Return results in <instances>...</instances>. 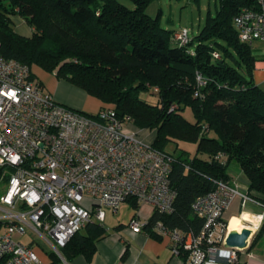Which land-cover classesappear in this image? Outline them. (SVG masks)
<instances>
[{
    "label": "trees",
    "instance_id": "16d2710c",
    "mask_svg": "<svg viewBox=\"0 0 264 264\" xmlns=\"http://www.w3.org/2000/svg\"><path fill=\"white\" fill-rule=\"evenodd\" d=\"M121 1L0 0V58L51 73L98 100L102 109L113 108L118 118L155 132L151 146L172 158L176 196L172 213L154 211L147 221L143 230L149 236L158 237L152 231L157 222L198 235L204 221L192 204L212 192L215 181L231 183L232 162L246 179L247 195L264 206V90L253 79L252 48L240 42L233 24L242 9L257 10L258 1L217 0L183 47L173 41L175 31L162 26L160 10L155 17L147 14L155 0H126L131 7ZM14 15L32 29L31 37L15 32ZM196 73L206 81L199 89ZM186 109L192 122L183 116ZM184 146H194V153ZM7 173L0 168V179L7 181ZM127 202L139 206L135 199ZM263 228L264 215L256 237ZM105 233L99 224L85 225L60 250L62 258L90 260ZM49 257V264L60 263L54 253Z\"/></svg>",
    "mask_w": 264,
    "mask_h": 264
},
{
    "label": "built area",
    "instance_id": "2783aa9c",
    "mask_svg": "<svg viewBox=\"0 0 264 264\" xmlns=\"http://www.w3.org/2000/svg\"><path fill=\"white\" fill-rule=\"evenodd\" d=\"M257 1V10L244 8L233 19L240 42L248 46L264 42V0ZM172 38L179 47L191 41L186 28ZM212 56L219 58L217 52ZM195 77L197 89L205 86L199 73ZM194 96H200L198 91ZM95 116L56 103L27 65L0 58V168L9 170L0 195V264H44L34 251L35 240L65 263L60 250L70 239L87 224L103 226L106 211L116 215L130 198L162 214L173 212L172 158L143 137L150 131L138 130L128 117L118 118L113 108ZM216 159L222 161L223 155ZM214 183L212 192L192 204L204 221L198 235L161 222L152 228L168 238L172 256L184 264L239 262L246 248L225 246V214L234 200H240L241 208L259 206L263 220L264 206L236 183ZM146 223L136 215L128 228L138 234ZM28 234L34 239L26 244L21 239Z\"/></svg>",
    "mask_w": 264,
    "mask_h": 264
},
{
    "label": "crops",
    "instance_id": "0c3cea01",
    "mask_svg": "<svg viewBox=\"0 0 264 264\" xmlns=\"http://www.w3.org/2000/svg\"><path fill=\"white\" fill-rule=\"evenodd\" d=\"M11 20L14 23V30L18 35L25 38L31 37L32 29L21 17L14 15L11 17ZM251 48L256 58L253 79L255 84L264 90V42L256 41L252 44ZM31 72L33 77L43 86L44 92L50 95L56 103L84 114L93 111L97 114L102 109L100 102L88 96L83 90L62 80H56L55 83L44 86L42 77L39 74L41 73V69L34 66L31 68ZM142 133L148 136L149 142H153L155 132ZM191 147L193 146H188L189 151ZM230 177L231 184L236 183L241 192H246L247 182L241 172L230 175ZM261 211L259 206L252 203H248L244 208H241L240 200L236 199L226 212L225 218H229L228 222L230 221V224L231 221L234 224L236 223L235 227H241L243 222L250 223L240 218L241 213L243 215L256 216L258 223L256 225L249 224V227L255 233L259 227ZM153 213L154 209L149 204H141L137 209H134L130 202H125L116 215L106 211L103 224L106 233L96 242L95 253L92 258L88 260L84 256H78L68 262L65 261V263L60 261L59 264H182L180 258L172 256L167 237H151L144 230L141 233L134 234L128 228V223L134 215H138L142 221L147 222ZM239 218L240 225H238ZM108 219H110L109 223H107ZM21 240L26 244L29 243V239L26 237ZM26 240L27 242H25ZM40 260L44 264L50 263L49 259L40 258ZM219 264L226 263L220 262ZM237 264H264V228L257 237L255 233L248 247L239 253V262Z\"/></svg>",
    "mask_w": 264,
    "mask_h": 264
},
{
    "label": "rangeland",
    "instance_id": "374dc122",
    "mask_svg": "<svg viewBox=\"0 0 264 264\" xmlns=\"http://www.w3.org/2000/svg\"><path fill=\"white\" fill-rule=\"evenodd\" d=\"M197 1L195 0H155L148 7L147 14L152 17H155L157 11L160 9L161 10V13H160L161 23L165 29L175 31V30H180L182 28H186L189 30L190 38H193L197 34L199 28L204 23V19H205L208 7H210V9L213 11L215 10V7L217 5V0H197ZM121 2L128 7H131V4L127 2L126 0H122ZM39 74L42 77L44 86H48L51 83H55L57 80L53 74L45 72L42 69H41V73ZM41 87L43 88V86ZM151 97H155L154 92L152 93ZM92 108L96 109L95 107H92ZM87 113L88 115H92V114H95V111L91 113L90 112H87ZM183 116L188 121H191V122L193 121V117L189 109L185 110V112L183 113ZM134 127L137 128L135 125ZM138 130L141 131V129H138ZM143 130H148V129H143ZM150 132H153V131H150ZM143 137H145L146 139L148 138V136H143ZM186 148L188 149V147ZM186 148L184 146L183 149H186ZM189 149H190L189 152L193 154L194 146ZM239 172L240 170L235 163L232 162L228 165L227 173L229 176L238 174ZM6 183L7 181L0 179V195H2L5 192V189L7 186ZM109 218H112V217H109ZM240 218L242 219L243 217L241 216ZM240 218L238 219V225H240ZM226 219L228 223L229 218L227 217ZM109 222H110V219H108L107 223ZM249 226L250 225L245 222L241 224L242 228H247V227L250 228ZM255 233H257V230ZM255 233L252 234V236L249 238L248 243H250ZM26 238L29 240L34 239V237L31 234H28ZM25 242H27V240ZM33 248L36 254L38 255V257L43 258L45 260L50 258L49 257L50 253H53L52 249L47 244L41 243L38 240H35V242L33 243Z\"/></svg>",
    "mask_w": 264,
    "mask_h": 264
},
{
    "label": "water",
    "instance_id": "95a60500",
    "mask_svg": "<svg viewBox=\"0 0 264 264\" xmlns=\"http://www.w3.org/2000/svg\"><path fill=\"white\" fill-rule=\"evenodd\" d=\"M251 236L252 233L247 229L242 230L241 233L229 232L225 239V246L241 250L245 249Z\"/></svg>",
    "mask_w": 264,
    "mask_h": 264
},
{
    "label": "bare ground",
    "instance_id": "6f19581e",
    "mask_svg": "<svg viewBox=\"0 0 264 264\" xmlns=\"http://www.w3.org/2000/svg\"><path fill=\"white\" fill-rule=\"evenodd\" d=\"M241 216L243 217L242 218L243 220H245L246 222H250L252 225H256L258 223V218L256 216H251V215H248V214H244L243 215V213H241ZM233 222H236V221H233ZM235 224L232 223V221H231V224H230V221L227 223V228H228L229 232L241 233L242 230L247 229L251 233H253L252 228H248V227L247 228H242L240 226H237V227L234 228Z\"/></svg>",
    "mask_w": 264,
    "mask_h": 264
}]
</instances>
